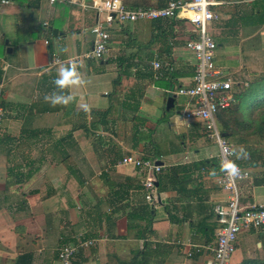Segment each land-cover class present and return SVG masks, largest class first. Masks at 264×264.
Returning a JSON list of instances; mask_svg holds the SVG:
<instances>
[{
  "label": "crops",
  "instance_id": "1",
  "mask_svg": "<svg viewBox=\"0 0 264 264\" xmlns=\"http://www.w3.org/2000/svg\"><path fill=\"white\" fill-rule=\"evenodd\" d=\"M122 1L129 7H160L154 5L155 0ZM161 1L163 6L165 0ZM216 1L218 4L212 7L216 19L212 20V25L218 26L217 34L227 39L224 50L226 65H219L214 57L215 64L236 81L247 82L264 75V14L260 16L264 13L262 0ZM58 7H64L71 27L67 22H60ZM39 19L44 27L40 30L34 25ZM95 19V10H81L66 0L51 5L39 0H13L0 5V106L4 111L0 130V264H60L56 255L58 248L72 242L80 232L85 238L97 240L93 245L77 250L72 264H208L209 254L194 252L192 246L214 240L215 231H212L216 230L217 224L212 207L228 197V192L216 184L214 176L209 175V168L193 171L182 187L163 193L161 199L157 197L160 206L158 212L152 210L153 232L147 233L145 238H136L138 229L145 225L144 218L127 214H138L137 206L143 192L140 176L131 166H113L122 154L138 153L143 149L142 145L133 149L124 141L126 138L119 140L118 123L123 125L120 132L130 134L134 140L133 126L127 131L128 121L134 120L139 125L144 120V123H149L151 119L155 122L161 118L160 115L158 118L155 116L158 109L154 100L165 88L154 83L156 79L152 77L150 62L158 60L161 63L158 79L168 77L177 88L189 83L194 59L184 43L191 26L179 18L112 23L107 29L106 54L96 63H91L92 59L80 58L85 65L81 71L85 76L96 75L107 69L108 64L105 63L111 64L114 70L119 69L116 65L120 64L129 75L122 73L124 71L121 69L118 74L115 71L116 76H122L121 90L127 92L122 97L131 104L127 106L123 100L119 106L109 105L107 97L112 91L115 76L111 78L112 87L101 90L107 103L94 107L89 114L78 108L81 98L86 96L85 89L82 92L79 88L73 89L77 102L70 105L71 110L69 106H50L44 96L55 90L53 80L61 66L47 65L50 55L81 57L91 47L92 41V34L82 24L89 22L92 25ZM48 20L51 24L60 22L54 27L59 37L54 39L53 44L50 41L44 44L45 38L37 41L38 33L46 36L45 31H48L51 34L52 27L47 26ZM116 24H127L128 34L121 32ZM82 29H85L84 32ZM74 30L79 36L81 33L85 35L86 31L90 38L78 40ZM17 32L24 33L25 37L21 38L28 40H20L21 35H15ZM258 34L259 49L251 47L242 50L239 47L238 54L243 53L244 58L237 59L236 67H228V59L233 57L238 43L253 40ZM31 37L34 39H29ZM11 38H14L13 42ZM86 42V50L75 51L81 45L84 48ZM164 48L170 51V62L158 56L163 55ZM140 71L151 74L152 81L145 85L132 77ZM140 84L143 86L142 95L138 93L142 89ZM131 86L135 90H125ZM135 105L137 108L133 110ZM61 107L68 112L67 122H55L53 113L60 112ZM150 110L153 112L151 115L155 113L154 118H150ZM104 119L105 124L102 123ZM182 119L185 128L188 127L178 131L181 133L176 132L182 135V148L177 152H163L166 158L173 155L176 161L167 164L162 161V168L168 165L188 167L191 163L217 157V147L213 141L216 151L212 153L205 152V147H200L198 140H194L197 135L202 136L201 123ZM92 133L97 135L94 143L88 137ZM106 135L112 141L105 138ZM139 141L143 143L144 138ZM89 151L95 152L93 158L96 163L87 158ZM101 167L106 171L105 180L100 172ZM201 171L204 172L200 174ZM261 175L263 180L253 181L250 195L240 197L238 194L242 206L264 205L261 201L264 198V188L261 189L264 187V172ZM100 178L109 185L104 198L108 194L112 196L114 190L118 189L119 195L124 197L123 208H101L102 193L100 198L97 196L100 189L97 180ZM74 193L76 199L84 198L82 202L79 201L82 205L78 207V212V208L74 209L72 205L74 203L69 202ZM75 213L81 214L82 218L77 214L75 217ZM72 217L74 220H70ZM263 255L264 238L250 229L237 235L228 264H237L243 257Z\"/></svg>",
  "mask_w": 264,
  "mask_h": 264
},
{
  "label": "built area",
  "instance_id": "2",
  "mask_svg": "<svg viewBox=\"0 0 264 264\" xmlns=\"http://www.w3.org/2000/svg\"><path fill=\"white\" fill-rule=\"evenodd\" d=\"M13 0H0V5H6ZM49 5L65 0H39ZM76 5L81 10L92 9L96 12L95 22L90 26L92 34L91 47L81 55L62 58L52 53L47 65H65L70 60L80 58L100 60L107 52L109 33L108 27L112 23L123 24L138 20H162L179 18L190 26L189 36L184 47L194 59L192 73L188 84L179 86L174 96L180 97L185 103L181 116L185 120H197L210 131L206 134L217 147V157L233 159L234 156H225L221 146L231 148L232 143L222 136L215 125L214 114L218 108L227 107L232 101V82L223 69L215 64L214 51L216 43L206 33V23L216 19L212 7L218 4L216 0H207L201 4V0H165L160 7H129L122 0H66ZM264 4V0H262ZM98 15V16H97ZM100 15V16H99ZM44 40V44H47ZM166 65V64H165ZM152 77H160L161 63L158 60L150 62ZM169 67V66H168ZM167 67V68H168ZM4 111L0 106V130ZM113 166H131L140 176V184L144 192V199L152 206L157 200L155 192V176L163 165L155 163L154 159L142 158L141 154L129 152L117 158ZM241 177L234 181L222 172L216 176V184L227 190L228 197L222 202H216L212 212L217 224L214 240L200 245H193L194 252L202 251L209 254L208 264H228L237 235L243 229H253L264 238V205L248 204L242 206L236 190L235 181L249 177L248 169L239 166ZM97 238H85L77 233L71 244L64 243L57 250L60 264H72L74 253L81 248L94 244ZM190 255V252H187Z\"/></svg>",
  "mask_w": 264,
  "mask_h": 264
},
{
  "label": "rangeland",
  "instance_id": "3",
  "mask_svg": "<svg viewBox=\"0 0 264 264\" xmlns=\"http://www.w3.org/2000/svg\"><path fill=\"white\" fill-rule=\"evenodd\" d=\"M58 11H60V13H61L60 22H67L68 23V27H71V25L69 24L68 19L66 18V12L64 10V7H58ZM262 14H264V13H261L260 16ZM60 22H58V23H60ZM58 23L56 21H54V23L51 24V22L48 20L47 26H50V27L54 28V27L57 26ZM72 23H73V21H72ZM212 23H214V22L213 21H208L206 23V33H208L211 37H213V40L215 41V43L219 44L218 46H216L217 47V49H215L216 52L214 51V53H215L214 57H215L216 62L219 65H221V66L222 65H226L224 63V61L226 59L224 57L225 56L224 50H225V44H226V39L227 38H224V37L218 35L217 32H219V29H218L219 27L218 26L214 27L215 25L213 26ZM34 25L36 26V28L38 30H40V28H44L42 26L41 19L37 20ZM82 25L89 32V28L91 26L90 23L89 22H84ZM116 26L121 28V30H120L121 32H123L125 34H128L129 26L127 24H124V25H117L116 24ZM134 26H136V25H134ZM58 27H60V26H58ZM85 29H82V32H84ZM14 32H16V30ZM45 32H46L45 34H46L47 37L44 36V35L42 36V35H40V33H38L37 41H39V38H41V39L45 38L47 41H50L53 44L54 39L59 37V35L51 36V34L48 31H45ZM74 34H75V36H76V38L78 40H81L82 38H85L87 40V39L90 38V35H88L86 31H85V35L83 33H81V35L79 36L78 33L74 30ZM212 34H213V36H212ZM15 35H17V36L21 35L20 38H19L20 40H28L27 38H21V37H25L24 33L23 34H19V32H17ZM259 37H260V35L258 34V37L257 38L256 37L253 38V40H248V41H246L244 43H238V45L235 47V50H234L235 53H234L233 57L228 59V65L227 66L228 67L229 66L230 67H236L237 59L240 58V57H241V59L244 58V54L243 53L241 55L238 54L239 47H241L242 50H244L246 48L247 49H251V47H252V49H259V47H260V44H258ZM29 39H34V38L31 37ZM13 41H14V38H11V42H13ZM232 41L233 40H230L229 42H232ZM84 46L85 47L83 48V45H81L78 49L76 48L75 51H84V50H86L87 49L86 48L87 47V42L84 44ZM81 53L82 52H78L77 54H81ZM79 61L83 62L84 60L80 59ZM92 62L96 63V62H98V60H91V63ZM105 64H108V65L106 66L107 69H105V71L103 73H99V74H96V75L92 74L90 76H85L87 79H89L91 81V83L86 85V86H83V87L79 88L80 92H82V89H85V91H86L85 92L86 96L82 97L81 102H86L89 105H91V109H93L94 107L103 106L104 104L107 103V98L108 97L106 98V96H102L101 95V90L104 89V88L105 89H109L110 87H112L111 78L116 76V72L118 74L119 71H121V69L123 71H126V70L123 69V66H121L120 64L116 65V68L119 66V69H117V70L112 69L111 64H109V63H105ZM263 67H264V64H263ZM108 69H111V70H108ZM241 71H243V69H241ZM132 77L133 78L134 77L137 78V77H140V76L133 75ZM230 79H231L232 84L236 81L233 78H230ZM175 85H176L175 83L172 84V89L173 88H175V89L177 88ZM126 86H129V84H127ZM141 87H142V89H140V91H138V93H141V95H142L143 86L140 85V88ZM125 90H128V91L132 92L133 90H135V88L131 86V87H127ZM126 93H127L126 91H123V92L120 91L119 95L121 96V98H123L122 95L123 94L125 95ZM166 96L167 95L166 94L164 95V93L161 91V94L157 97V99L154 100V105L158 109L156 111L157 115H155V113L153 115H151V113H153V112H151V110H150V113H149L150 114V118H154L155 116L158 118L159 115H160V117L163 118V120H164V121H162V124L155 125L154 124V119L149 120V123H144L145 120L142 121L138 125V130L139 131H138V133L136 134V136L134 137V140H133L131 138L130 134H126V133L120 132L121 127L123 125L119 122L118 123V127H119V133H118L119 137L118 138H119V140H123V138H126L124 141L130 147L132 146L133 149L134 148L136 149V147H140V145H142L141 147L143 149H141V151L139 150L138 153L139 152H141V153L142 152L143 153H152L154 151L155 145H159V146H157V148H159L162 152L163 151L169 152L173 148L181 150L182 142L180 140H181L182 135L181 134L178 135V134H176V132H178L181 129H183V130L184 129H188V127L185 128V126L183 125L185 121L181 117L182 110H183V105H184L185 102L181 98L176 97L175 101L173 103V106L169 110V112H167L166 114L162 115V110L164 108V101H165V97ZM71 106H69L70 110H71ZM59 110H60V112L57 111L58 115H57V112L53 113L54 117L56 119L55 122H64V121L67 122V121H69L67 119V117H68L67 113L68 112L66 111V109L65 108L62 109V107H61V108H59ZM152 110H153V108H152ZM157 118H155V120ZM134 123L136 124L137 122L136 121H128V123L126 124L128 132L131 130V126H133ZM215 125H216L217 129H219L218 126H217L216 121H215ZM153 128H154V130L152 131ZM133 130H134V128H133ZM205 130L207 132L210 131V129H205ZM206 131H203V133L201 132L202 136L201 135H197L196 137H194V140H198V143L200 144V147H202V146L205 147L204 148V149H206L205 152L207 151V152H212L213 153V152L216 151V148H215V145L212 144L213 140L209 139L208 137L205 136L204 132H206ZM178 133H181V132H178ZM92 134H94V135H92ZM92 134H90V136H88V137H89L91 143H94L96 141V139H97L96 138L97 135L95 133H92ZM104 137L108 138V139H111V137H109L107 135L104 136ZM136 138H137V140H136ZM142 138H144V142L143 143H139L140 142L139 140L142 139ZM110 141H112V139ZM249 141L250 142L247 143L246 147H244V146L243 147L246 148V150H251V149L257 148L261 152L260 160H262V159L264 160V138L260 139L257 136H252ZM90 145L93 146L92 144H90ZM233 146H236V145H233ZM238 146H242V145H238ZM176 147H178V148H176ZM191 149H189V150H191ZM94 153H95L94 151L87 152V158H89L94 163H96L97 161H95L94 158H93V154ZM54 155H57V153H55ZM175 156H178V154H176ZM160 158H161V161H163L164 164L170 163L172 161H176V160H174L175 158H174L173 155H171L169 158H166L164 155L163 156L161 155ZM183 158H185V157H183ZM167 159H168V161H167ZM233 159H235V158H233ZM209 161L211 162L212 160H209ZM213 163H215L217 166H219L220 160L217 157H214ZM208 168H209V170H208L209 172H210V170L214 169L210 164H208ZM245 168L248 169V171H249V177L244 178L242 180H236L235 181L236 190H237V193L240 195V197H243V196L247 197L248 195H250V189L253 186L252 185L253 181H255L256 179H262L263 180V175H261V173L264 172V166H261L259 168L258 167L257 168L245 167ZM103 169H104V167H101L100 168V172H105L106 173V171H104ZM107 169H109V168H107ZM217 172L218 173L220 172L219 169L217 170ZM94 174H95V172L93 173V175ZM216 176L217 175L214 176L215 177V182H216ZM100 179L97 180V181H99V182H97V184H99L98 186H100V189H99V191L97 193V196H99V198H100L101 197L100 194L102 193L101 202H100L101 204L100 205H101V208H103V210H106V208H108V206H107V203L105 201L107 198L106 197L104 198V193H106V191H108L109 185L106 184L108 182H105V184H104V182H102V179L101 180ZM103 180H105V177H103ZM103 184L105 185V187H104ZM262 188H264V187H261V189ZM259 190H260V188H259ZM263 193H264V191H263ZM82 200H84L83 197H80V198L76 199L75 198V193H74V194L71 195V200L69 202L70 203L73 202L74 204H72V205L74 206V209H76V208H78L80 206V204H81L80 202H82ZM94 200H95V198H94ZM261 201L264 202V198H262ZM139 204L140 205H146L148 208L151 205L150 203H148L144 199V192L141 193L140 203ZM159 206L160 205H159V203L156 200L155 203H154L153 209L158 212ZM78 210H80V209L78 208L77 212H78ZM76 214L78 215L77 217L82 218L81 214H79V213H75V217H76ZM70 220H74V217H72ZM249 230L248 229H243L240 232H243V231L246 232V231H249ZM251 230L253 231V229H251ZM67 243L71 244L72 242H67ZM76 254L77 253H74V256ZM56 255H57V252H56ZM74 256H73V258H74ZM259 258H263V256H260ZM229 261H230V258H229Z\"/></svg>",
  "mask_w": 264,
  "mask_h": 264
},
{
  "label": "trees",
  "instance_id": "4",
  "mask_svg": "<svg viewBox=\"0 0 264 264\" xmlns=\"http://www.w3.org/2000/svg\"><path fill=\"white\" fill-rule=\"evenodd\" d=\"M155 6H161L162 1L161 0H155ZM136 4V3H135ZM168 36V35H166ZM166 45L168 44L167 38L165 39ZM163 55L159 54V57H163V59L170 62V51L167 48L163 49ZM126 75H129L127 72H122ZM125 75V76H126ZM133 75L140 76L137 77L141 82H144V84L150 83L152 81L151 74H143V73H135ZM124 76V77H125ZM143 77V79H142ZM121 79L122 76L117 75L113 79V88L111 93L108 95L109 98V105L113 107L114 105H121V101L124 99L121 98L119 95V92L122 91L121 86ZM146 79V80H145ZM161 77L160 79L154 80V83L156 86H164L163 93L167 96L173 95V91L176 90H170L171 84L173 83L172 80H170L168 77L166 79H163ZM141 85V84H140ZM162 86V87H163ZM233 92H232V101L231 103L224 108H218L215 111L214 114V121H216L218 126V132L227 138L232 145H242L246 147L247 143H249L250 138L252 136H257L260 139L264 138V75H258L254 77L251 80H248L247 82L242 81H235L232 84ZM166 96V97H167ZM175 99V96H174ZM134 100H137L134 98ZM127 106L128 103L124 100V102ZM134 103V102H132ZM137 107L136 105L133 106V110H135ZM170 110V109H169ZM168 111L162 110L163 114H166ZM134 114V113H133ZM134 117V116H133ZM160 120H156L154 122L155 125H159L163 120V118H159ZM134 121V120H133ZM102 123H106V120H102ZM200 131L203 133V131H206L205 129H209L205 127L204 125H200ZM155 127V126H154ZM133 137L136 136V132L138 130V124H133ZM154 128L152 129V131ZM205 135L208 133L207 131L204 132ZM250 137V138H249ZM159 145H155L154 151L152 153H142V158H151V159H158L160 160L161 155H164L163 152L159 148H157ZM177 148V147H176ZM170 150L166 153H172L177 152V149ZM246 149V148H245ZM249 156L247 159H240L236 160V163L241 167H250V168H256L259 166H264V160H260L261 158V152L257 148L247 150ZM218 158V157H217ZM235 158V157H234ZM213 159L211 158L209 160H212L211 162L209 160H201L198 163H191L190 166H180V165H168L164 166L163 169H161L155 176V181L157 182V186L155 187V192L157 197L161 199L163 196V193L167 191H171L174 189H179L182 187V185L186 184L184 183L186 180H188V177L191 175L193 171H200L203 169H207L208 164H210L216 171L219 169V166H217L215 163H213ZM210 162V163H209ZM199 166V167H198ZM200 169V170H199ZM204 171L199 172L200 174ZM206 173V172H205ZM218 173V172H217ZM102 176L104 177L106 175L105 172H101ZM118 189H115L113 192V195L111 196L108 194L105 200L107 203V206L109 208H112L115 206V209H121L124 206V197H122L120 192H118ZM163 199V198H162ZM165 200V199H164ZM120 206V207H118ZM138 214H134L133 212H130L127 214V216L130 217H139V219L144 218V227L138 229L136 232V238H145L146 234H151L153 232L151 228V223L153 219V206L150 205L148 208L146 205H138L137 206ZM106 215V214H105ZM108 219V215L105 217ZM215 231V229L212 231V233ZM237 264H264V255L263 258L259 257H243L239 263Z\"/></svg>",
  "mask_w": 264,
  "mask_h": 264
},
{
  "label": "clouds",
  "instance_id": "5",
  "mask_svg": "<svg viewBox=\"0 0 264 264\" xmlns=\"http://www.w3.org/2000/svg\"><path fill=\"white\" fill-rule=\"evenodd\" d=\"M206 2L207 0H201L202 5L206 4ZM63 51H66V49ZM84 67L85 65L83 62L75 59L70 60L65 65H61L57 69L56 78L53 80L55 90L51 94H46L44 96L45 102L49 103L52 107H68L77 102V97L73 93V89L81 88L91 83V81L87 79L85 74L81 71ZM78 108L85 114H89L91 112V105L86 102H79ZM221 150L225 153L226 157H235V159L221 158L219 164V171L224 173L230 181H234L242 175L241 169L236 163V160L247 159L249 154L243 146H233L231 148L221 146ZM209 175H217L216 169L210 170Z\"/></svg>",
  "mask_w": 264,
  "mask_h": 264
},
{
  "label": "water",
  "instance_id": "6",
  "mask_svg": "<svg viewBox=\"0 0 264 264\" xmlns=\"http://www.w3.org/2000/svg\"><path fill=\"white\" fill-rule=\"evenodd\" d=\"M51 34L53 36L56 35V29L55 28H52L51 29ZM173 99H174V96L173 95H169V96L166 97L165 104H164V111H168L169 109L172 108V106H173ZM155 163L161 165L162 164V161L156 159L155 160ZM154 186H157V182L156 181H154Z\"/></svg>",
  "mask_w": 264,
  "mask_h": 264
}]
</instances>
